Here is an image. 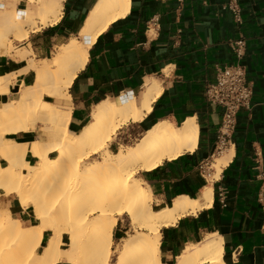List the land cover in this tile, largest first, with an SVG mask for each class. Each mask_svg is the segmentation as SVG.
<instances>
[{
  "label": "bare ground",
  "instance_id": "6f19581e",
  "mask_svg": "<svg viewBox=\"0 0 264 264\" xmlns=\"http://www.w3.org/2000/svg\"><path fill=\"white\" fill-rule=\"evenodd\" d=\"M63 2L24 0L20 14L0 6V55L27 61L22 72H33L32 83L16 99L0 102V157L6 160L0 163V191L15 195L37 220L24 226L0 205V264H57L62 258L68 264H169L162 259V230L211 207L213 187L206 186L200 198L181 195L156 209L151 187L140 172L194 151L198 125L194 118L181 124L161 120L134 144L119 143L114 150L119 131L140 123L152 111L162 92L161 84L152 79L139 98L122 95L95 104L81 131L71 132L72 108L56 100L71 99L69 89L86 66L90 47L112 23L130 13L132 0H94L78 35L59 45L51 57L36 59L32 47L16 50V41L60 20ZM14 75L0 73V89L10 85ZM38 124L48 127L46 140L38 137L28 144L4 138L5 133L38 130ZM232 151L216 158L213 178L219 177ZM28 152L35 162L26 159ZM123 215L129 217L132 233L114 247V228ZM46 229L53 234L39 253ZM173 264H226L222 237L209 233L202 242L186 245Z\"/></svg>",
  "mask_w": 264,
  "mask_h": 264
},
{
  "label": "crops",
  "instance_id": "0c3cea01",
  "mask_svg": "<svg viewBox=\"0 0 264 264\" xmlns=\"http://www.w3.org/2000/svg\"><path fill=\"white\" fill-rule=\"evenodd\" d=\"M93 1L64 0L60 20L31 32L22 44L31 46L38 59L51 57L59 45L78 35ZM224 2L132 0L130 13L112 23L90 47L88 62L69 89L71 99L56 100L59 105L71 106L69 129L79 133L95 104L122 95L139 98L146 81L154 79L161 84L162 92L152 111L137 124L143 132L161 120L181 124L188 118L195 119L199 138L194 151L140 172L151 187L156 209L181 195L200 198L206 186L213 187L211 207L187 214L162 230V259L169 264L186 245L202 242L209 233L222 237L226 264H264V0H239V25L223 9ZM23 5L21 9L20 2L16 7L13 3L4 7L20 14ZM240 37L246 39L243 63L253 98L249 109L239 111L231 141L221 154L233 148L231 159L219 177L213 178V163L221 156L214 152L222 109L210 104L205 92L215 81L218 68L235 62L229 42ZM26 66L27 61L0 55V73H15L12 83L0 91V102L16 99L23 87L32 83L33 72H22ZM11 137L30 144L39 133L32 130L5 135L6 139ZM3 159L0 157V163L5 164ZM26 159L36 161L30 152ZM220 191L224 192V204ZM0 195V205L13 217L23 225L34 224L31 208L23 209L15 195L4 196L2 191ZM129 231V217H118L113 241L122 240ZM52 234V230H45L40 248ZM65 236L68 238L64 233V240Z\"/></svg>",
  "mask_w": 264,
  "mask_h": 264
},
{
  "label": "built area",
  "instance_id": "2783aa9c",
  "mask_svg": "<svg viewBox=\"0 0 264 264\" xmlns=\"http://www.w3.org/2000/svg\"><path fill=\"white\" fill-rule=\"evenodd\" d=\"M223 9L228 11L235 22L242 23V9L239 0H225ZM230 45L235 54V62L217 70L216 79L207 85L206 99L222 109V121L219 128L215 152L223 154L236 128L237 116L241 109H249L253 98L252 85L247 80L243 58L246 51V39L240 37L230 40ZM220 202L225 203L224 192L220 191Z\"/></svg>",
  "mask_w": 264,
  "mask_h": 264
},
{
  "label": "rangeland",
  "instance_id": "374dc122",
  "mask_svg": "<svg viewBox=\"0 0 264 264\" xmlns=\"http://www.w3.org/2000/svg\"><path fill=\"white\" fill-rule=\"evenodd\" d=\"M18 2H20V9L22 8V3H24L23 2V0H1L0 1V5H2V4H7V5H10V3H13L14 5H15V7L17 6V4H18ZM24 41H22V42H15V46H16V50H19V49H25V47H24V44H22ZM31 46H29V48H30ZM35 58L36 59H38L37 57H36V55H35ZM41 59V58H40ZM15 78V75L13 76V78H12V80ZM7 85H5L4 86V88L3 89H0V91H4L6 88ZM27 86V85H26ZM25 87V86H24ZM23 87V88H24ZM22 91V90H21ZM20 91V92H21ZM90 119V118H89ZM88 119V120H89ZM38 126H41V129L39 130H37V129H35V131H38V133H39V137L40 138H38V139H42V140H46L47 139V135H46V130H47V126L46 127H43V125L42 124H38ZM142 129L137 125V124H134V123H130V124H128L127 126H125L124 128H122L120 131H119V134L115 137V139H114V141L112 142V146H113V149L114 150H117L118 149V147H119V143H121V144H126V145H129V144H134L139 138H140V136L142 135ZM5 135H6V133L4 134V138H5ZM99 156H95V157H93V158H98ZM92 160V159H91ZM5 162V161H4ZM208 166V165H207ZM2 198H3V196H1L0 195V203H1V201H2ZM17 201V200H16ZM30 215L33 217V215H32V210L30 211ZM13 216H15V215H13ZM33 223H36L37 222V220L33 217ZM24 222V221H23ZM24 225H26V226H28V224L27 223H25L24 222ZM130 233H132V230L131 231H129L126 235H125V239L126 238H128L129 237V234ZM66 234H67V232H66ZM68 235V234H67ZM123 238V239H124ZM67 239V240H66ZM63 240V248L66 250L67 248H68V238H67V236H65V240L64 239H62ZM123 241L124 240H120V241H118L117 243H115L114 242V244H113V246L115 247V246H120L122 243H123ZM65 243V244H64ZM42 250H43V248H40L39 249V253H41L42 252ZM116 256V254H114V257ZM113 257V259H115ZM65 260V261H64ZM68 263V260L67 259H64V258H62L61 259V261L59 262V263H57V264H67ZM175 262V261H174ZM173 262V263H174Z\"/></svg>",
  "mask_w": 264,
  "mask_h": 264
}]
</instances>
